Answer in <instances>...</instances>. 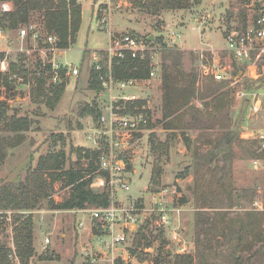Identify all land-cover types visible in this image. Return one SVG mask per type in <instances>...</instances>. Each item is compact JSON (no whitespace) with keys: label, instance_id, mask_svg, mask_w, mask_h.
<instances>
[{"label":"rangeland","instance_id":"374dc122","mask_svg":"<svg viewBox=\"0 0 264 264\" xmlns=\"http://www.w3.org/2000/svg\"><path fill=\"white\" fill-rule=\"evenodd\" d=\"M199 1L198 5L186 11L166 10L151 15L140 11L128 0H78L82 9L81 25L75 43L67 50L49 51L43 47L46 36L44 37L39 28V14H34L32 18L34 32L38 34L36 39L30 37L31 33L24 39L19 38L20 31L27 27L12 32H1L3 37L0 38V53L4 54L3 59L7 64L18 61L26 68H30L36 61H41L42 64L59 65L65 73L70 71L69 66H73L72 68L79 69V74L76 77L65 76L68 85L54 109L46 107L43 103H33L30 96L32 82L29 78L25 81L16 77L15 93L7 98L13 109L10 114L15 112L17 117L30 118L34 123L30 130L24 133V142L17 147L7 149L4 159H0V184L23 182L27 171L35 167L40 157L45 156L49 151H64L67 167L70 162L76 161L78 149H96L89 137L100 131L99 128L104 129V127L100 120L99 127L90 116L80 115V110L86 105L97 102L101 114L104 113L109 120V113H120V107L116 103L121 100V96L131 94L135 95L137 100L146 101L145 109L149 111L151 127L142 128L131 134L122 130L117 132V136L113 135L114 141L124 142L117 148V152L124 160H129L131 165L130 170L124 172V178L129 181V190L114 192L117 206L129 209L134 204L133 208L136 211H131V215L137 220V229L145 221L151 223L149 230L145 232L148 241L151 242L150 247L145 248V242L142 241V246L136 250L137 253L130 255L129 250L135 249L134 234L118 247L116 256L123 258L126 264H155L156 259H159V252L165 249L177 253L179 245L171 241L170 232L161 230L155 224L161 210L168 213L172 226L176 227L181 239L180 245L185 247V252L196 255L198 248L194 227L196 210L209 214L219 228L222 215L226 219H235V217L244 219V215L252 211V195L242 197L240 191L255 193L254 198L258 197L259 191L261 196L264 195V159H260L262 164L255 166L253 161L256 157H253L249 151L250 148L252 150L258 148V144H252L255 140L249 136L264 130V58H259L258 60L261 61H254L252 66H247L236 62L224 50L226 34L243 27L239 23L241 10H245L244 25H247L253 12L250 8L241 6L239 0ZM7 5L11 10V4L7 3ZM103 17L105 23L101 26L100 21ZM131 32L151 41L152 44H144L151 52L155 76L124 91L114 88L111 92L103 90L97 93L88 89L89 69L97 64L98 51L107 50L111 40ZM172 32L176 35L172 36ZM151 36L153 40H149ZM155 39L160 40L167 47L179 49L182 53V70L185 74L194 72L199 77L211 76L203 74L204 67L210 65L216 66L215 71L219 68L226 71L225 80H232L233 84L222 89L221 95L214 99L217 103L223 102V111L229 114L227 122L220 123V120L215 119L208 122L209 128L195 126L188 129L181 127L186 124V119H189L185 116L177 122L175 129L171 131L164 129L162 121L160 122L162 85L158 70L162 58L159 53L160 46L154 43ZM241 66H245V70H239ZM205 81L210 82L206 79ZM244 98H249L247 107L243 104ZM256 101H259L261 106L260 110L253 114L249 110ZM206 102L209 103V99L197 97L191 104L201 113L205 111L213 113L214 109L205 106ZM108 106L111 110L109 108L106 110ZM108 129L107 123L105 131L108 132ZM226 132L232 135L228 151L229 163L228 160L226 163L227 178L236 196H240L235 198L234 194L230 200L221 189L219 192L223 203L217 204L212 209L203 208L201 200L196 197L197 185L203 174L202 170L198 171L197 166L201 163L196 157L207 155L214 142ZM96 134L99 143V134ZM12 135L0 131L1 138ZM104 138H102V146L105 144ZM152 138L155 141L166 142L169 147L168 154L162 156L159 162L157 156L150 150ZM72 148L73 152H71ZM216 162L219 167L224 166L221 158ZM155 164L159 173L155 182L151 184V172ZM68 195V188H64L60 182L54 183L51 191V199L54 202L59 203ZM93 208L95 207L82 209L81 211L86 213L79 214L72 213L71 210L50 209L44 202L30 211L29 213L34 216L36 253L29 264H86L88 260L99 257L100 251L106 252L99 244L98 236L92 233L90 211ZM173 209L179 210V213L172 211ZM79 223L83 226L79 227ZM262 224L264 227V222ZM47 237L49 243L44 250V240ZM12 238V228L3 223L0 241L11 250ZM209 238L212 239L210 258L207 263L198 261L197 264H211L213 255L226 253L236 244L233 239L229 244L225 243L215 232ZM163 241L165 244L161 247ZM242 255L248 256L246 252ZM219 256L214 257V264L221 263ZM171 258L173 259V256ZM172 259L164 260L163 263L169 264Z\"/></svg>","mask_w":264,"mask_h":264},{"label":"trees","instance_id":"16d2710c","mask_svg":"<svg viewBox=\"0 0 264 264\" xmlns=\"http://www.w3.org/2000/svg\"><path fill=\"white\" fill-rule=\"evenodd\" d=\"M130 4L136 6L140 11L151 15H157L161 11H186L200 3L199 0H128ZM256 0H239V4L249 8L251 4H256ZM3 3L11 4L10 11H3ZM257 5V4H256ZM34 14H39V28L45 39L49 36L54 37L56 42L51 45L43 40L47 49L55 48L58 50H67L76 41V36L81 25L82 9L78 0H0V33L12 32L22 27L33 25L32 18ZM240 25L245 27L246 15L242 9L239 14ZM134 38H138L145 44H150L147 38H141L139 35L128 33ZM31 37V35H30ZM160 46L159 53L162 63L159 67V74L162 85V106L161 120L163 127L167 131L175 129L177 122L187 116L186 124L182 128H192L195 126L208 127V122L220 120V123L229 120L228 112L223 110V102H216L221 90L226 86L233 84L232 80L216 81L213 76L202 77L191 72L189 75L182 70V53L175 47H167L160 40L155 42ZM152 44V43H151ZM98 62L89 69L87 81L88 89L97 93L102 92L103 86L101 77L110 75L116 82L126 80H137L139 83L149 80L153 69L150 50H146L141 55L133 57L129 51H122L121 56L109 57L106 50L98 51ZM4 54L0 53V62ZM261 60H258V62ZM98 67V68H97ZM239 70H245L241 66ZM54 72L51 63L42 64L36 61L30 68L22 62H10L8 71H0V131L12 133L8 138L0 137V159H4L5 151L22 144L25 140L24 133L29 131L34 121L27 117H17L10 107L7 98L15 92L16 77L32 82L31 101L33 103H43L46 107L54 109L61 100L68 82L65 78V70L58 71V80L54 83L52 78ZM15 77V78H14ZM210 80V82L205 81ZM207 82V83H206ZM197 83H199L197 85ZM197 97L209 99L207 107L214 109V112L205 111L201 113L198 108L192 106L191 102ZM212 100V102H211ZM249 98H244L243 104L247 107ZM121 114L143 113L147 118L146 126L150 128L149 111L145 109L146 101L138 99L133 102H124L119 100L117 103ZM218 109H216V108ZM241 114V113H240ZM81 116H90L94 123L99 124L101 109L97 102L86 105L80 110ZM244 116V114H243ZM186 117V118H187ZM244 120V118H242ZM241 120V121H242ZM232 135L229 132L222 133L221 137L214 142L207 155L196 157L201 164L198 171L202 170L200 182L197 185L196 192L198 199L201 200V207L215 208L217 204L223 203L219 190L230 199L234 197V189L227 178V160ZM150 150L157 156L158 162L162 156L168 154L169 147L166 142L150 140ZM252 144L259 148V141ZM189 148L188 143H186ZM257 148V146H256ZM258 148L249 151L255 159H264V151H258ZM74 149L72 148L73 152ZM100 151L96 149H78L76 151V161L70 162L66 167V154L64 151H49L45 156L40 157L35 167L30 168L23 182H9L0 184V211H13L11 217V227L13 233L14 252L5 243L0 241V264H29L35 256L34 247V216L29 213L35 210L40 204L46 202L48 208L54 210H82L88 207L106 208L112 203L109 189L93 190L90 185L94 178L104 177L108 179L105 172L99 170ZM221 158L224 166L219 167L216 160ZM126 163V171H129V160ZM153 167L150 183H154L158 176L159 169ZM60 182L64 188H68L69 195L59 203L51 199V191L54 183ZM218 189V190H217ZM242 197L248 194L252 195L251 202L254 201L255 193L240 191ZM236 196V194H235ZM237 195L235 198H239ZM210 200H209V199ZM211 201V202H210ZM216 204V205H215ZM264 213L248 211L244 219L235 217V219H226L224 215L220 218L221 225L217 226L216 221L211 219L209 214L196 210L194 213V227L196 230V255L185 252L174 254L165 249L159 252L155 264H164V260H171L169 264H197L208 262L211 252V241L209 236L215 232L222 237V240L229 244L233 239L236 244L231 250L220 255V264H264ZM3 220H0V233L3 231ZM150 222L145 221L134 233L135 249H130V255H135L137 248L145 242V248L151 246V242L145 235L149 230ZM93 233H99L96 227H93ZM165 242H161V247ZM223 244V245H227ZM247 253V257L242 253ZM210 261L214 264L215 258ZM253 259H255L253 261ZM168 261V262H169ZM114 264H126L123 259H117Z\"/></svg>","mask_w":264,"mask_h":264},{"label":"built area","instance_id":"2783aa9c","mask_svg":"<svg viewBox=\"0 0 264 264\" xmlns=\"http://www.w3.org/2000/svg\"><path fill=\"white\" fill-rule=\"evenodd\" d=\"M255 3L257 5L252 3L249 7L253 14L248 20L247 25H245L243 29H235L225 36L226 47L224 50L229 53V55L236 62L246 64L247 66H252L253 62L257 61L259 58H264V0H256ZM1 9L6 12L10 10L7 3L2 4ZM100 22L101 26H103L102 24L105 23V18L103 17ZM29 33H31V38L33 39L38 37V34L34 32V27L31 25L27 29L20 31V38L24 39V37L28 36ZM175 35L176 33L172 32V36ZM46 41L47 43L53 45L56 42V39L49 36ZM48 50L55 51L58 49L53 47ZM146 50H149V48L140 39L126 34L122 35L118 39L111 40L109 48L106 51L111 58L113 56H121L122 51H129L133 57H136L137 55H141ZM69 67L70 71L65 73V76H78L79 69L72 68L73 66ZM214 67L212 65L204 67L203 74L206 76H213L216 81L225 80L226 71L221 68L215 71ZM60 69L61 67L59 65L52 64V70L54 72L52 82L55 83L58 80V71ZM0 71H8V64L4 59L0 62ZM155 74L156 71L153 68L150 73V77H154ZM101 81L103 89L110 92L114 88L124 91L126 89L136 87L139 84L137 80L116 82L110 75L101 77ZM121 100L124 102H133L137 100V97L131 94L123 95L121 96ZM260 106L259 101L252 103V107L249 112L253 114L257 113L260 110ZM108 108L111 110V107L109 106L106 110ZM104 111L102 110V112ZM109 115L110 118L107 120L104 113L101 114L100 122L103 124L104 129H101L102 127L99 128L100 131L93 133L92 136L89 137L94 147L100 151L99 170L105 172L108 176V179L100 176L94 178L90 187L93 190H103L107 188L109 189L112 198V203L108 207L93 208L90 211L92 218L91 229L93 231V227H96L98 230L99 233L94 235L98 236L99 244L106 252L100 251L99 253L101 255H99V257L88 260L86 264H114L117 259H123L116 256V251L119 246H122L127 240H129L131 234H134L137 231V220L131 215V211H136V209L133 208L134 204L129 209L117 206V201L114 196V192L119 190L128 191L129 181L124 178L126 163L117 152V148L122 146L124 142L120 143L114 141L113 135L115 134L117 136V132L122 130H124L127 134L138 132L141 129V126H146L147 118L143 113L128 115L109 113ZM113 116L115 118H113ZM107 123L109 125L108 132L105 131V124ZM96 133L99 134V143L97 142L98 139H96ZM104 136H106V138H104ZM249 137L252 138V140L259 141V151H264V130L256 134H251ZM102 138L105 139V144L103 146L106 147L102 146ZM260 163V159H255L253 161L255 166L260 165ZM260 196L261 192L259 191L258 197L255 198L252 203V210L264 213V195ZM172 211L179 213V210L177 209H173ZM71 212L79 214L86 213L81 210H71ZM13 213V211H0V220H3L5 224H8L11 227V217ZM155 224L161 230H168L170 232L171 241L179 245L176 254L185 253V247L180 245L181 239L179 238L177 229L172 226L169 215L165 210H161L159 212L158 218L155 220ZM78 226L82 227L83 224L79 223ZM48 243L49 239L47 237L44 240V250L46 249ZM12 251L14 252V246L12 247Z\"/></svg>","mask_w":264,"mask_h":264},{"label":"water","instance_id":"95a60500","mask_svg":"<svg viewBox=\"0 0 264 264\" xmlns=\"http://www.w3.org/2000/svg\"><path fill=\"white\" fill-rule=\"evenodd\" d=\"M149 40H153V37L151 36V37L149 38ZM128 167L130 168V167H131V165H128Z\"/></svg>","mask_w":264,"mask_h":264},{"label":"crops","instance_id":"0c3cea01","mask_svg":"<svg viewBox=\"0 0 264 264\" xmlns=\"http://www.w3.org/2000/svg\"><path fill=\"white\" fill-rule=\"evenodd\" d=\"M79 2H80V1H79ZM2 37H3V34L1 33V34H0V38H2ZM19 38H20V36H19Z\"/></svg>","mask_w":264,"mask_h":264}]
</instances>
